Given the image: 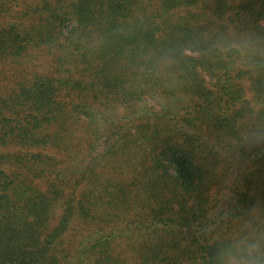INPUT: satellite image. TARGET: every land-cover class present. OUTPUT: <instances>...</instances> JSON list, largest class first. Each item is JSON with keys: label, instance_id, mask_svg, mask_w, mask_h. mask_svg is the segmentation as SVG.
I'll return each mask as SVG.
<instances>
[{"label": "trees", "instance_id": "trees-1", "mask_svg": "<svg viewBox=\"0 0 264 264\" xmlns=\"http://www.w3.org/2000/svg\"><path fill=\"white\" fill-rule=\"evenodd\" d=\"M0 264H264V0H0Z\"/></svg>", "mask_w": 264, "mask_h": 264}, {"label": "rangeland", "instance_id": "rangeland-1", "mask_svg": "<svg viewBox=\"0 0 264 264\" xmlns=\"http://www.w3.org/2000/svg\"><path fill=\"white\" fill-rule=\"evenodd\" d=\"M204 140V139H202ZM106 141H111V137L109 132H104L103 133V137L101 140V147L100 150H102L103 148H105V142ZM211 143V142H209ZM218 155L227 158L228 156L232 157L234 160H237V156H238V152L234 149H227V148H218ZM239 160H242V157L239 158ZM244 160V159H243ZM234 167V166H233ZM219 170V169H218ZM219 172V171H218ZM237 170L236 168H232L231 172H230V176L228 178V181L226 182V190L224 192L225 197L222 199V202L209 214L208 218L210 223L212 222H217L218 219L221 217L223 211L226 208V205L228 204V202L230 201V196H231V185L232 182L235 181V179L237 178ZM235 177V179H234Z\"/></svg>", "mask_w": 264, "mask_h": 264}]
</instances>
